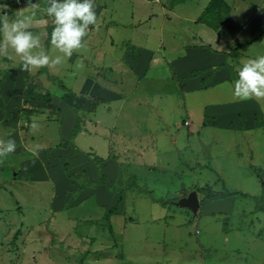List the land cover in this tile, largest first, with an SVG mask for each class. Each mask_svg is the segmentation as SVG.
Wrapping results in <instances>:
<instances>
[{
    "label": "rangeland",
    "instance_id": "374dc122",
    "mask_svg": "<svg viewBox=\"0 0 264 264\" xmlns=\"http://www.w3.org/2000/svg\"><path fill=\"white\" fill-rule=\"evenodd\" d=\"M160 1L95 0L98 27L90 25L85 46L58 65L29 71L10 47L0 53V84L6 73L21 72L25 88L31 83L51 100L47 114L29 108V102L24 109L28 147L49 151L59 143L55 116L67 111L77 117L68 124L67 142L77 125L73 142L88 158L82 169L74 164L81 169L76 173L65 156L54 165L48 153L33 162L34 172L22 175L19 183L17 169H5L9 180L0 189V264H264V211L255 209L264 207V129H224L204 122L207 106L240 99L232 88L235 80L212 87L198 80L199 89L187 91L186 83L202 74L181 78L171 64L178 49L192 43L208 0ZM0 3L7 5L0 12L10 19L30 10L28 0ZM233 15L236 21L225 23L231 27L228 35L239 30L235 23L242 33L256 29L255 22L243 24L247 16ZM53 27L42 4L29 30L51 56L62 55L49 42ZM147 41L154 52L140 68L144 58L134 47ZM90 82L113 96L81 93ZM257 103L264 114V99ZM253 110L242 109L246 115ZM230 112L222 111L225 117ZM4 134L0 129L1 140ZM7 156L6 163L16 160ZM110 156L118 163L116 174L107 164L108 175L98 182L104 185H87L84 174L104 173L94 157ZM55 168L59 173L41 177ZM85 186L88 193L82 191ZM192 190L199 200L195 213L173 204ZM225 190L250 196L209 197ZM118 194L121 211L107 222L103 217Z\"/></svg>",
    "mask_w": 264,
    "mask_h": 264
},
{
    "label": "crops",
    "instance_id": "0c3cea01",
    "mask_svg": "<svg viewBox=\"0 0 264 264\" xmlns=\"http://www.w3.org/2000/svg\"><path fill=\"white\" fill-rule=\"evenodd\" d=\"M155 1L161 2L160 0ZM202 4H204V1ZM202 7V12L199 17L201 20L198 21L200 23L197 22V25L200 24L198 32L192 37L194 39L191 40V44H186L178 49L179 53L173 56L171 64L174 69L177 70L178 76L181 78L194 73L195 70H203L201 73L202 75H199H201V79H204L203 83H206L207 87H212L225 82H232L237 79L238 70L243 62L248 58H254L260 55V53H258L259 48L264 52V0H208ZM235 12H240V15H245L249 18L243 23L244 25H248L251 22L257 23L255 27L256 29L249 31L248 34L242 33L243 28L241 27V24L235 23V26H238L239 30H235V34L233 35H228V30L231 27L226 26L225 23L232 22L230 21V18L236 21V15H233ZM147 43L148 41L145 43L146 46L141 44L140 46L137 45L134 47L135 51L144 58V61L139 64L140 68H145L146 60L149 58V55L154 52L148 48ZM252 47L256 49L254 52H245L244 49H251ZM195 57L199 58L195 60ZM201 58L203 61L200 60ZM196 61H198V63H196ZM199 61L202 63H199ZM208 69H210L209 73L205 74L204 72ZM201 79L193 78L192 81L187 82L186 90L192 91L199 89L198 87L200 86L198 80H200L201 84ZM24 88L21 72L10 71L6 73L0 84V129L5 132L3 140L12 138L17 145L14 152L3 156L2 166H0V189H3L5 183L9 180L5 172L6 168L17 169L18 172L16 173L15 171L14 174L17 175L15 180L19 183L22 175L29 176L30 172H34L32 169L34 166L33 162H36V159L38 158L44 159V156H47L48 153L51 158L50 161L54 163V165L65 156L66 159L71 162L72 169L76 173H81L80 170L82 169V166H85L88 162V158L82 155L79 147L77 148L73 142V138L77 133L72 136L71 142H67L72 131V128H69L68 124L71 122L73 123L74 121L76 122L77 118L74 114L68 113L67 111L62 115L56 114L55 116L59 122V129L61 128L62 136L60 137V144L57 142V144L49 151L42 148L35 150L32 149L31 146L28 147V141L25 136L26 133H24L25 129L22 126L25 122L24 117L26 114L24 109L28 107V102L31 104L29 105V108L35 106V110L40 114H47L50 109L47 108L49 106L47 105V102L25 100L22 96ZM79 91L92 97L96 96L100 99L113 96L110 91L103 90L96 82L85 84L82 90ZM258 99L261 100L264 99V97L239 100L233 99L228 100L227 102H222V104L218 103L213 104L210 107L207 106V108H204V122L208 125H218L217 127L224 129L243 131L258 130L260 128L264 129V114L261 110V106L257 103ZM41 106H45V108H42ZM246 106L254 108L251 115H246L245 112L242 111ZM226 109L231 111L227 117L222 113V111ZM34 113L35 111L33 112L32 118L33 116L36 117ZM82 131L84 130H81L79 133ZM41 134L43 136L49 135L45 130H41ZM7 155L15 156L14 158L16 160H10L7 163L4 162L8 160L6 158H9ZM94 160L96 163L97 160H99L97 166L101 168L104 172L103 174H107V172H105V165L107 164L108 166H113L115 168L114 175L116 174L118 163L113 156L103 159L94 157ZM74 164H80L81 169H79L78 166H74ZM89 165L94 166L92 163ZM51 172L59 173L58 168L50 169L43 171L41 177L46 178ZM99 176L96 175V177L94 176L93 178H90L86 177L84 174L83 179L86 178L85 181L87 182V185L97 188L104 185L100 184L102 183L101 181H98ZM96 182L100 183L96 186L92 185L96 184ZM86 186L85 189L82 190L84 193H88V191H86ZM248 195L250 196V194ZM232 197L226 199L232 200ZM60 201L61 200L57 199L58 203H60ZM255 209H261L264 211L263 206L255 207ZM120 211L121 209H118L117 213ZM16 232H18V230Z\"/></svg>",
    "mask_w": 264,
    "mask_h": 264
},
{
    "label": "clouds",
    "instance_id": "9594fccd",
    "mask_svg": "<svg viewBox=\"0 0 264 264\" xmlns=\"http://www.w3.org/2000/svg\"><path fill=\"white\" fill-rule=\"evenodd\" d=\"M28 3L30 10L15 19H10L6 11L0 12V53L10 47L20 57L21 67L25 70L61 64L74 50L85 46L89 26L98 27L95 0H41V3L28 0ZM42 4L54 24L49 42L62 55L51 56L42 46L39 35L29 30ZM6 7L0 3V9ZM232 88L240 99L264 97V55L243 62ZM30 127L35 129L37 125L33 122ZM16 146L12 138L0 140V157L14 152Z\"/></svg>",
    "mask_w": 264,
    "mask_h": 264
},
{
    "label": "trees",
    "instance_id": "16d2710c",
    "mask_svg": "<svg viewBox=\"0 0 264 264\" xmlns=\"http://www.w3.org/2000/svg\"><path fill=\"white\" fill-rule=\"evenodd\" d=\"M203 72V70H195L194 74L195 75H199ZM201 81L204 82V79H201ZM22 96L25 100H36V101H44V102H49V96L48 94H41L38 93L34 90V87L31 85V83H29L26 88L24 89V91L22 92ZM78 131V127L77 125L75 126V128L73 129V135H75V133ZM97 162H99V160H97ZM66 176H70V173L67 172ZM100 177H101V182L104 183V174L100 173ZM234 195H240V196H249L247 193H243L241 191H225L223 194H215V195H209L210 198H226V197H231ZM122 195L118 194V198L116 201V204H114L112 207H110L108 209V211L105 213L104 215V219L109 222V219L111 217V215L115 212L118 211V204L122 201ZM264 210V209H263ZM108 231L111 232V224H108ZM224 231H226V229H224ZM18 232H16L17 234Z\"/></svg>",
    "mask_w": 264,
    "mask_h": 264
},
{
    "label": "water",
    "instance_id": "95a60500",
    "mask_svg": "<svg viewBox=\"0 0 264 264\" xmlns=\"http://www.w3.org/2000/svg\"><path fill=\"white\" fill-rule=\"evenodd\" d=\"M173 204L179 207L188 208L195 213L199 207V200L196 191L192 190L188 195L180 197L177 201H173Z\"/></svg>",
    "mask_w": 264,
    "mask_h": 264
},
{
    "label": "built area",
    "instance_id": "2783aa9c",
    "mask_svg": "<svg viewBox=\"0 0 264 264\" xmlns=\"http://www.w3.org/2000/svg\"><path fill=\"white\" fill-rule=\"evenodd\" d=\"M185 124H188V121L187 120L185 121Z\"/></svg>",
    "mask_w": 264,
    "mask_h": 264
}]
</instances>
